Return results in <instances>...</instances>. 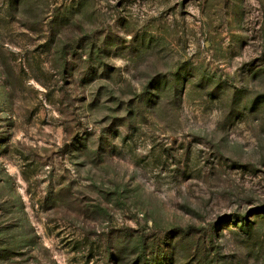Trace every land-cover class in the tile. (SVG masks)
<instances>
[{"label":"rangeland","instance_id":"obj_1","mask_svg":"<svg viewBox=\"0 0 264 264\" xmlns=\"http://www.w3.org/2000/svg\"><path fill=\"white\" fill-rule=\"evenodd\" d=\"M0 264H264V0H0Z\"/></svg>","mask_w":264,"mask_h":264}]
</instances>
